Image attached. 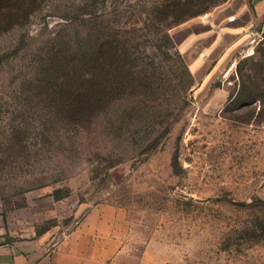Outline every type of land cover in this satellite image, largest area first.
I'll return each instance as SVG.
<instances>
[{
	"label": "rangeland",
	"instance_id": "374dc122",
	"mask_svg": "<svg viewBox=\"0 0 264 264\" xmlns=\"http://www.w3.org/2000/svg\"><path fill=\"white\" fill-rule=\"evenodd\" d=\"M24 2L0 26L4 240L111 209L131 264H264L251 0Z\"/></svg>",
	"mask_w": 264,
	"mask_h": 264
},
{
	"label": "crops",
	"instance_id": "0c3cea01",
	"mask_svg": "<svg viewBox=\"0 0 264 264\" xmlns=\"http://www.w3.org/2000/svg\"><path fill=\"white\" fill-rule=\"evenodd\" d=\"M247 26L264 32V0H251ZM10 221L0 211V264H131L123 260L124 237L110 209H95L71 232L56 240L52 232L5 241Z\"/></svg>",
	"mask_w": 264,
	"mask_h": 264
},
{
	"label": "trees",
	"instance_id": "16d2710c",
	"mask_svg": "<svg viewBox=\"0 0 264 264\" xmlns=\"http://www.w3.org/2000/svg\"><path fill=\"white\" fill-rule=\"evenodd\" d=\"M8 4H10L8 6ZM25 2L24 0H0V26L2 23L6 21L15 22L17 14L22 8H24ZM190 4L186 3L183 7H189ZM210 7H204L202 9L191 11L189 13H184L183 15L174 19L171 24L177 25L190 17H194L206 12ZM7 9V10H6ZM1 28V27H0ZM2 30V29H0Z\"/></svg>",
	"mask_w": 264,
	"mask_h": 264
},
{
	"label": "built area",
	"instance_id": "2783aa9c",
	"mask_svg": "<svg viewBox=\"0 0 264 264\" xmlns=\"http://www.w3.org/2000/svg\"><path fill=\"white\" fill-rule=\"evenodd\" d=\"M249 42H248V47L250 50L251 48L257 46L259 43H261L263 41L264 38V32L260 31L258 29L252 28L249 31Z\"/></svg>",
	"mask_w": 264,
	"mask_h": 264
}]
</instances>
